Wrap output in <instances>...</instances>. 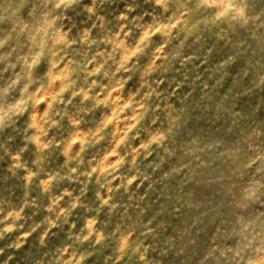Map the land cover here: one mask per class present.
Instances as JSON below:
<instances>
[{
  "label": "clouds",
  "instance_id": "clouds-1",
  "mask_svg": "<svg viewBox=\"0 0 264 264\" xmlns=\"http://www.w3.org/2000/svg\"><path fill=\"white\" fill-rule=\"evenodd\" d=\"M0 264H264V0H0Z\"/></svg>",
  "mask_w": 264,
  "mask_h": 264
}]
</instances>
